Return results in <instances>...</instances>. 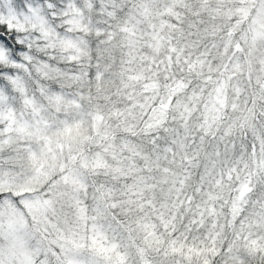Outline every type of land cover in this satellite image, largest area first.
Returning <instances> with one entry per match:
<instances>
[{
	"label": "snow or ice",
	"instance_id": "6c2138e0",
	"mask_svg": "<svg viewBox=\"0 0 264 264\" xmlns=\"http://www.w3.org/2000/svg\"><path fill=\"white\" fill-rule=\"evenodd\" d=\"M0 264H264V0H0Z\"/></svg>",
	"mask_w": 264,
	"mask_h": 264
}]
</instances>
